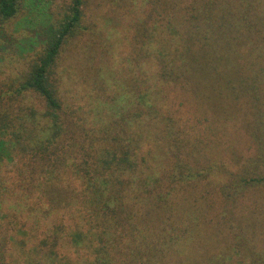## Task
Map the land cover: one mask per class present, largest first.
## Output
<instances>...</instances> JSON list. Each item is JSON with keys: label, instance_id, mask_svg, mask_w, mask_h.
<instances>
[{"label": "trees", "instance_id": "1", "mask_svg": "<svg viewBox=\"0 0 264 264\" xmlns=\"http://www.w3.org/2000/svg\"><path fill=\"white\" fill-rule=\"evenodd\" d=\"M163 4L101 123L63 90L87 0L0 89V264H171L214 222H264V0ZM19 5L0 0V21Z\"/></svg>", "mask_w": 264, "mask_h": 264}, {"label": "rangeland", "instance_id": "2", "mask_svg": "<svg viewBox=\"0 0 264 264\" xmlns=\"http://www.w3.org/2000/svg\"><path fill=\"white\" fill-rule=\"evenodd\" d=\"M164 1L87 0V18L83 25L92 39L87 43L85 40L65 56L62 67L66 70L63 90L71 104L81 108L89 121L106 120L109 114L103 109L107 106L104 102L112 97L115 87L126 91L128 79L138 76L135 57L131 55L135 46L132 37L143 30L145 22L164 21L168 13ZM66 2L20 0L17 16L0 21L2 91L26 69L27 62L40 48L42 32L63 12ZM211 225L219 229V237L211 242L216 247L210 248L207 235L210 229H206L205 236L179 246L170 258L171 264H264V222L255 224L252 231L245 222L224 221Z\"/></svg>", "mask_w": 264, "mask_h": 264}]
</instances>
